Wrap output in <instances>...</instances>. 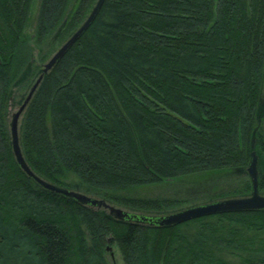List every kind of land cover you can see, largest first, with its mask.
<instances>
[{"label":"trees","instance_id":"16d2710c","mask_svg":"<svg viewBox=\"0 0 264 264\" xmlns=\"http://www.w3.org/2000/svg\"><path fill=\"white\" fill-rule=\"evenodd\" d=\"M96 1L40 0L30 38L33 0H0V264H110L114 248L123 264H264V210L171 227L121 221L44 190L16 163L7 108L30 41H66ZM263 82L264 0H104L43 77L19 144L41 179L70 190L76 179L89 195L139 211L176 202L120 193L247 172L253 150L264 193ZM251 190L243 178L228 196Z\"/></svg>","mask_w":264,"mask_h":264},{"label":"rangeland","instance_id":"374dc122","mask_svg":"<svg viewBox=\"0 0 264 264\" xmlns=\"http://www.w3.org/2000/svg\"><path fill=\"white\" fill-rule=\"evenodd\" d=\"M39 2L40 0H33V4L31 6L30 18L28 24L29 28L27 32V35H29L28 37H30L33 34L32 30L35 25V17L37 14ZM64 42L65 40L60 41L58 34L52 36L43 45L36 46L33 43V39L30 41L33 47V51L30 57L29 67L25 69L22 76L20 77L17 84L14 86L12 90L11 98L7 108L8 119L10 118L11 114L17 110L18 105L21 103L28 89L30 90V88L32 87V85L40 75V71L43 69V65L53 56V54L59 49V47ZM262 88H263L262 107H261V113L259 114L260 119L258 121V128L261 129L264 135V109H263L264 82ZM257 157H258V168L259 171H261L260 155H258ZM262 161L264 162V157ZM243 178L250 180L246 171L227 170L220 172L219 171L207 172V173H199V174L179 177L174 180H166L161 182L160 184L134 188L132 190H128L120 193V195L126 196L128 198L160 199V200H169V201L174 200V202H176V205L170 206L162 210L161 212L139 211L129 207H125L113 201H105V202L131 215L145 216V217H154V216L159 217L180 211L182 209L191 206L201 205L227 198L248 196L250 195L251 192L242 196H228L229 192H232L234 190V187L238 185V182L243 181ZM70 183L73 185L74 191H78L80 193H83L85 195L91 196L96 199H102V197L100 196L97 197V196L89 195L88 193L84 192V189L78 188V186L76 185L78 184L76 179H73L72 181H70ZM260 194L264 196V193H260ZM97 209L109 213L108 210L106 209L103 208H97ZM108 261L110 264H123L120 253L116 248H114L113 250H111V252H109Z\"/></svg>","mask_w":264,"mask_h":264},{"label":"water","instance_id":"95a60500","mask_svg":"<svg viewBox=\"0 0 264 264\" xmlns=\"http://www.w3.org/2000/svg\"><path fill=\"white\" fill-rule=\"evenodd\" d=\"M104 0H97L92 10L79 26V28L72 33V35L59 47L53 56L43 65L40 75L30 88L23 102L18 106L17 110L10 116L8 122L10 132V144L16 163L23 170V172L36 182L44 190L61 195L67 199H73L80 205L103 208L108 210L110 217L116 220H135L141 222H149L151 225L161 227L176 226L180 223L216 214L231 213V212H249L264 210V196L258 190V157L256 152H251V159L247 167V174L251 181L252 190L250 195L245 197H234L222 199L210 203L191 206L180 211L170 213L159 217H145L131 215L121 209H117L105 202L103 199H96L91 196L85 195L78 191L70 190L56 184L49 183L39 176H37L27 164L19 144L18 124L19 119L26 110L30 103L35 91L40 85L43 77L50 72L58 61L67 53V51L79 40L82 34L88 29L96 15L98 14ZM254 143V140H253ZM110 250V249H109Z\"/></svg>","mask_w":264,"mask_h":264}]
</instances>
